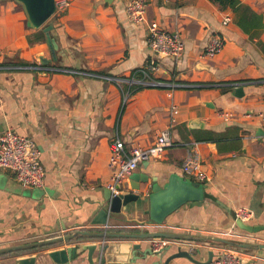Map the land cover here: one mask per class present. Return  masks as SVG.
Returning <instances> with one entry per match:
<instances>
[{"label": "crops", "instance_id": "obj_1", "mask_svg": "<svg viewBox=\"0 0 264 264\" xmlns=\"http://www.w3.org/2000/svg\"><path fill=\"white\" fill-rule=\"evenodd\" d=\"M128 1L71 0L66 12L50 18L59 47L57 59L43 63L41 57L52 58L48 42L29 41L40 28L29 26L21 3L0 0V135L11 128L35 142L46 170L43 186L32 187L0 168V247L76 229H165L204 240L171 238L176 240L168 250L155 254L146 252L152 238L110 236L105 238L109 247L97 248L93 259L164 264L183 248L202 264H214L226 244L209 236L264 243V27L250 37L231 8L211 0H148V17L180 30L185 49L181 60L164 58L158 71L145 73L151 55L146 25L129 20ZM242 1L264 21V0ZM226 14L232 20L224 24ZM214 33L225 46L210 56L205 49ZM125 84L145 87L131 93ZM237 87L243 88L241 95ZM169 128L174 144L139 163L134 172L146 173L149 181L134 192L145 197L154 182L164 184L175 172L196 180L183 166L189 154L198 152L208 178L205 198L184 203L160 224L149 219V201L142 210L111 213L106 224H93L110 189L112 142L123 139L127 151L148 147ZM124 181L128 186L130 177ZM238 208L249 209L250 217L241 220ZM240 220L257 230L243 228ZM103 239L80 235L2 252L0 264H18L29 256H35V264H63L50 252L69 246L77 247L70 264H91L83 245ZM135 243L140 247L133 248ZM237 248L245 264H264V248ZM169 264L197 263L176 257Z\"/></svg>", "mask_w": 264, "mask_h": 264}, {"label": "water", "instance_id": "obj_2", "mask_svg": "<svg viewBox=\"0 0 264 264\" xmlns=\"http://www.w3.org/2000/svg\"><path fill=\"white\" fill-rule=\"evenodd\" d=\"M21 3L26 15L29 26L38 29L42 28L46 32L47 42L51 48L52 58L41 57V62L48 63L52 59H57V49L59 44L57 40L51 35V29L53 24L48 23L50 18L56 13L57 5L56 0H16ZM105 2L112 3L113 0H104ZM242 87H237L235 93H243ZM130 184L125 185L124 182L117 185V192L111 188L106 192L105 200L106 204L100 209L97 218L93 220V224H106L111 213H120L124 211H137L142 210L141 206L144 201H149V219L151 222L163 223L167 217L178 209L181 205L189 201H201L205 198L206 184L197 180H193L179 173H172L169 179L164 184L154 182L151 185V192L147 196H143L140 193H135V189H140L142 183H148L149 177L146 173L132 172L130 175ZM242 220V219H241ZM239 221V224L250 231L257 230V226L248 224L244 221ZM100 236L104 237V242L101 244L83 245L84 248L89 249L88 258L91 264H106V258L102 256L100 263L94 261L93 253L99 248L101 252L109 247L106 243L107 237L110 236H125L132 238H146L151 239L154 237H168L176 239L186 240H204L203 237L190 234L188 232L165 230V229H153L139 232H110L106 230H88V229H76L65 234L49 237L34 242H27L21 244H15L5 247H0V253L2 252H15L21 250H28L32 248H38L46 246L55 242H61L64 240H71L77 236ZM208 239L222 242L229 246H236L241 248H264V243H252L246 241H238L224 236H209ZM140 245L138 243L133 244V248L137 249ZM169 246H166L161 252L168 250ZM154 250L148 249L146 252L152 253ZM155 252V251H154ZM160 252H155L158 254ZM77 255V247L69 246L58 250H52L50 256L58 263L70 264L71 259ZM213 251L210 252L208 263L212 261ZM176 257H186L191 261L202 264L201 260L195 258L193 254L183 248H179L177 252H174L166 257L164 264ZM35 256H29L26 258H20L18 264H35ZM159 262V261H157Z\"/></svg>", "mask_w": 264, "mask_h": 264}, {"label": "built area", "instance_id": "obj_3", "mask_svg": "<svg viewBox=\"0 0 264 264\" xmlns=\"http://www.w3.org/2000/svg\"><path fill=\"white\" fill-rule=\"evenodd\" d=\"M56 5V13H64L70 7L71 0H56ZM147 8L148 0H129L126 5L129 20L146 25L147 44L151 55L145 73L158 71L160 62L164 58L174 61L181 60L185 49L183 33L178 29H168L158 21L150 19ZM231 20V15L226 14L223 23L227 24ZM224 46L225 39L220 34L214 33L206 46L205 53L213 56L219 53ZM261 115L264 119V112ZM173 144L174 139L170 128L160 132L151 146L135 145L129 151L125 149L124 140L116 138L111 144L112 177L108 187L117 192V185L124 182V179L134 172L139 163L159 156ZM40 154L41 151L35 142L11 128L6 129L0 135V168L12 170L17 180L26 186L40 187L45 182L46 170L40 160ZM201 166V156L195 152L188 155L183 168L185 172L193 174L197 181L205 183L208 178ZM237 215L240 219L247 220L251 212L247 208H238ZM151 240L152 249L155 252H161L176 239L154 237ZM214 264H245V260L241 256L240 249L224 245L214 260Z\"/></svg>", "mask_w": 264, "mask_h": 264}, {"label": "trees", "instance_id": "obj_4", "mask_svg": "<svg viewBox=\"0 0 264 264\" xmlns=\"http://www.w3.org/2000/svg\"><path fill=\"white\" fill-rule=\"evenodd\" d=\"M217 3L220 8H231L235 13L236 23L250 35V37H257L260 35L264 27L263 15L254 10L250 5L244 3L242 0H211ZM51 23V20L48 22ZM54 29L51 30V32ZM30 43L47 41L46 32L43 28L38 29L34 35L29 36ZM23 63V62H22ZM27 63V62H26ZM129 92H134L138 89L145 87L142 84H125Z\"/></svg>", "mask_w": 264, "mask_h": 264}]
</instances>
